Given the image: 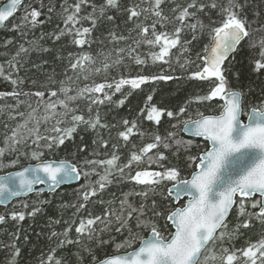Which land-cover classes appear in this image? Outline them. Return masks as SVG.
I'll return each mask as SVG.
<instances>
[{
  "label": "trees",
  "instance_id": "16d2710c",
  "mask_svg": "<svg viewBox=\"0 0 264 264\" xmlns=\"http://www.w3.org/2000/svg\"><path fill=\"white\" fill-rule=\"evenodd\" d=\"M4 1L0 0V5ZM77 2L78 0H27L18 10L15 18L0 32V66H3L4 69V75L0 76V92L16 91L21 93L18 97H0V109H2L0 111V149L4 150V155L0 157V160L5 164L15 159L20 161L16 168H5L0 171V174L36 162L31 159V152L42 150L45 153L43 159L71 161L79 166L82 175V180L78 185L63 187L54 194L36 193L28 198L16 200L8 207H0V215L5 217L4 221L0 223V264H13V262L14 264H56V260H60L61 264H93L95 263L93 256L98 262L117 254L115 244L123 241L129 233L127 228L122 229L121 232L116 231L120 225L115 217L110 218L111 224H106L107 230L96 232V238L91 241L86 236L82 237L81 244H65L60 247L59 243L64 239L63 235L53 237L52 233L61 234L66 228L71 227L68 238L76 240L78 234L75 232V227L78 226L81 219H86L89 215L103 217L106 209L109 208L119 212L120 201L125 199V194H128V203L133 207L139 209L141 205H144L143 219L156 221L161 231L167 235L164 218L156 217L153 214L154 211L166 212L168 210L166 202L160 195L162 189L157 187L155 191H152L143 185H137L127 178L128 169H125L123 178L114 175L112 183L108 184L96 197L90 198L86 208L78 211L79 205L84 203L81 196L84 190L82 186L90 182L95 184L99 180V176L104 174L103 167L86 164L85 161L110 158L114 151L111 145L116 144L115 151L120 156L119 162L125 164L132 151L151 142L152 135L159 134L162 137H167L169 132H176L178 138L184 141L192 140V148L185 151L184 146L178 148L174 141H170L172 143L170 149L161 147L159 151L164 152L168 157L163 162L165 166H178L182 169V176H188L192 169L187 167V157L198 155L208 146L203 140L186 137L179 128H173V125L177 123L176 119L169 118L165 114L161 118L160 124L156 125L146 119V112L141 115V109L155 105L166 111L178 113L181 107H186L187 111L181 119H187L189 116L195 118L197 111L203 112L205 115L215 114L219 103L217 100L202 103L195 101V97L206 95L209 92L210 82L191 78V73L202 69V61L197 59V56L203 55V48L209 43L211 28L217 26L222 20L220 8L227 4V0H216L217 8L206 7L204 11L197 12V18L203 22L205 28L203 31L197 29V39L195 40L192 39L193 32L185 28L181 33V45L184 44V41H191L186 45L188 51H183L182 47L178 45L177 48L172 49L169 63H153L149 53L156 49H150L143 43L139 46L134 43V40L139 39L138 30L135 29L136 21L128 20L127 9L137 4L141 7H148V0H118L119 8L107 7L106 0H87L81 5L79 15L84 17L93 13V5H95L97 9L95 15L98 17L96 27L93 28L89 37L91 43L80 48L72 42L75 37L71 34H65L56 39V36L64 29L65 13L62 6H67L69 11H72L70 6ZM189 2L191 0H164L161 8L164 15L172 20L176 15L172 9L177 4L186 6ZM238 2L244 6L240 15L242 18L248 19L250 35L240 44L233 57L224 64L223 69L229 87L245 93V108L247 109L250 106H259L264 103V70H255V61L261 59L259 55L260 41L264 39V0H238ZM198 3L209 5L212 0H198ZM102 6L105 7V12L103 16H100L99 8ZM29 7H35L42 13L38 18L39 23L34 27L31 24L24 25L22 21L25 9ZM49 8H52L51 12L48 10ZM257 13L259 15H256ZM108 16L113 19L108 20ZM189 22L195 21L190 20ZM146 23H151V20ZM14 25H21V27L14 29ZM76 27L92 28V24L90 20L81 19ZM157 28L160 30L159 25ZM167 30H172V24L167 25ZM112 33L117 37L123 36L125 39L113 40ZM21 46L27 51L21 52L17 56ZM129 47L134 49L131 54L128 52ZM118 49H125V51L118 53ZM82 53L91 55L94 63H87L83 70L73 71L70 64L75 62V59ZM118 56L119 63H117ZM136 56L146 62L137 64ZM13 57L16 58L14 61ZM10 62L15 64V68L11 66ZM106 63L109 65L108 68L104 67ZM9 75L11 79L18 81L16 85H13L10 79H5ZM142 75H167L172 79L149 81L138 89H131L130 86L125 85L119 92H116L114 88L105 89L111 96V100H104L102 104H92L91 115L94 117L99 112L102 123L109 125L108 128L93 130L80 125L70 139H65L63 145L54 146L51 151L44 147L48 143L47 140L39 141V147L33 143L37 135L35 131L37 128L38 134L42 137L57 135L51 131L56 125L57 119L63 120L60 127L71 126V113L67 117L58 116L48 120L43 118L47 114L44 103L49 99L48 91L58 90L62 81L65 87L71 89L68 95L75 96L86 85L114 83L122 77L135 78ZM38 91L46 93L44 101L35 95H23V93L34 94ZM96 95L99 96V94ZM149 95L152 96L150 102L147 101ZM50 99L52 101L65 99V95L58 93L57 97ZM100 99L103 97L100 96ZM121 100H124L122 105L119 104ZM69 103L70 107L77 109V114L88 117L89 98L80 97ZM33 109H37L35 119H30L29 113H32ZM59 111L63 112V109H59ZM19 113L24 115L21 116ZM125 119L136 120L140 131L145 133L143 138L139 135L131 136L126 146L125 142L117 136L118 131L124 130L122 121ZM25 123L27 124L26 128H18L19 125ZM13 129H18V138L21 140L16 145H13L10 140L6 142V137L11 136ZM101 139L109 142L107 149L99 145ZM94 141L97 143H93ZM81 149L84 150L81 151ZM155 151L153 150V152ZM146 167H148L147 162L139 166L133 165L130 170L131 174L134 175L135 171ZM151 168L160 170L156 164H152ZM84 172L91 174L85 178ZM142 192H147V197L139 195ZM257 199L259 198L256 197L253 200ZM253 200L245 201V214L240 215L239 199H237L236 208L227 222L228 230H235L237 225H242L245 221L249 222V227H240L232 240L226 238L223 242L225 247L244 248L249 243L264 238V223L255 216L248 215L257 213L259 210V207H251ZM153 201L156 202L155 209ZM25 205L27 206L25 207ZM34 209H39V211H36L35 215H30ZM13 212H23L25 219L23 221L13 219ZM57 221L59 222L57 223ZM103 223H107V221ZM103 223L98 222L95 227ZM101 227L104 229L106 226L102 225ZM129 227L134 233H139L143 237L147 236L149 232L147 229L136 228V213L129 221ZM99 240L109 242L99 244ZM214 247L219 253L220 242L217 241L212 249ZM88 248H91V252L87 250ZM16 249H19L18 256L14 255ZM124 250L127 249H121L120 252ZM49 255L53 256L51 262L48 260ZM208 264H219V261L209 260Z\"/></svg>",
  "mask_w": 264,
  "mask_h": 264
},
{
  "label": "snow or ice",
  "instance_id": "6c2138e0",
  "mask_svg": "<svg viewBox=\"0 0 264 264\" xmlns=\"http://www.w3.org/2000/svg\"><path fill=\"white\" fill-rule=\"evenodd\" d=\"M22 2L23 0H10L6 7L0 8V24L12 18L19 10ZM86 2L87 0H78L77 3L70 6L72 11H69V7L62 6L65 13L63 18L64 29L56 36V39L65 34H71L75 37L72 42L80 48L91 43L89 37L93 28L96 27L98 17L95 15L97 11L95 5H93V13L84 17L79 15L81 5ZM163 3L164 0H148V7H141L137 4L127 9L128 20H135V29L138 30L139 39L134 40V43L137 46L143 43L150 49H156L149 53L153 63H169L172 49L177 48L178 45L182 47L183 51H188L186 45L191 41H184V44L181 45V33L185 28L190 29L193 32L192 39H197V29L203 31L205 28L203 22L197 18V12L204 11L206 7L215 9L218 6L216 0H212L209 5L198 3V0H191L186 6L177 4L172 9L176 15L174 19L170 20L163 13L161 8ZM106 6L119 8L118 0H106ZM243 7L238 0H227V4L220 8V14L223 18L217 26L211 28L209 43L204 46L203 55L197 56V59L202 61V69L191 73V78L210 82L209 92L206 95L195 97V101L202 103L217 100L219 103L215 114L205 115L203 112L197 111L195 118L189 116L187 119H181L187 111L186 107H181L178 113L166 111L155 105L141 109V115L146 112L148 121L159 125L161 118L166 114L167 117L177 120L173 128H179L185 134L200 137L207 142L208 146L198 155L187 157V167L192 169L190 175L182 176V169L178 166H165L163 162L168 157L164 152L159 151L161 147L170 149L172 147L170 141H174L178 148L184 146L185 151L192 148L193 141H184L178 138L176 132H169L167 137H162L159 134L152 135L151 142L143 144L136 151H132L125 164L119 162L120 156L115 151L116 144L111 145L114 151L110 158L85 161L86 164L103 167L104 174L99 176V180L95 184L90 182L82 186L84 190L81 196L84 203L79 205L78 211L86 208L90 198L96 197L108 184H111L114 175L123 178L125 177V169H128L127 178L137 185H143L152 191H155L157 187L162 189L160 195L166 202L168 210L166 212L154 211L153 214L156 217L164 218L167 235L161 231L156 221L143 219L145 215L144 205H141L139 209L133 207L128 203V194H125V199L120 201L119 212L109 208L106 209L103 217L89 215L88 218L81 219L78 226L75 227V232L78 234L76 240L68 238L71 227L66 228L61 234L53 232V237L58 235L64 237L59 243L60 247L65 244H81V238L85 236L90 241L95 239V225L104 221L111 224L110 218L115 217L120 225L116 228V231L121 232L122 229L127 228L129 235L123 241L115 244V250L118 254L106 257L98 262L93 256L95 264H208L209 260L219 261V264H264V238L249 243L244 248L225 247L223 245L226 238L228 240L235 238L240 227H249V222L245 221L242 225H237L235 230H228L226 219L233 206L237 204L238 197L239 213L244 215L246 198L259 196V199L253 200L251 204L252 208L259 207V212L249 213L248 215L255 216L264 223V103L246 109L245 93L229 87L223 69L224 61L229 54L234 52L241 41L250 35L248 30L249 21L240 15ZM48 10L51 12L52 8ZM104 12L105 7H100V16H103ZM41 14V11L37 8L29 7L25 9L22 21L24 25L31 24L34 27L39 23L38 18ZM81 19L90 20L92 28H77L76 25L80 23ZM107 19L112 20L113 17L108 16ZM149 20H151V23H146ZM190 20L195 22L190 23ZM168 24H172L171 31L167 30ZM158 25L160 30L157 28ZM13 27L17 29L21 25H14ZM111 35L113 40L125 39L123 36L117 37L114 33ZM26 51L27 49L21 46L16 55L19 56L21 52ZM124 51L125 49L117 50L118 53ZM133 51L134 49L129 47V54ZM69 55L71 57L72 54ZM259 55L261 59L255 61L256 71L264 70V39L260 41ZM15 59L13 57V61ZM135 62L144 64L146 61L136 56ZM87 63H94L93 58L87 53H82L75 59V62L70 64V67L73 71L83 70ZM117 63H119V56ZM186 63L188 62L186 61ZM10 64L15 68L14 63L10 62ZM181 66L183 67V65ZM104 67L108 68L109 65L106 63ZM3 75L4 69L3 66H0V76ZM5 79H10L13 85L18 83L16 79H11L10 75L6 76ZM169 79H172V77L167 75L122 77L114 83L105 82L91 86L86 85L75 96L68 95L71 89L65 87L62 81L58 90L48 91L49 99L44 103L47 114L43 118L48 120L58 116L67 117L71 113V126L60 127L59 125L63 123V120L57 119L56 125L51 129L57 135L42 137L38 134L37 128L35 130L37 135L33 143L39 147V141L47 140L48 143L44 147L51 151L54 146L63 145L65 139H70L80 125L93 130L108 128L109 125L102 123L99 112L94 117L91 115L92 104H102L104 100H111V96L105 89L114 88L116 92H119L125 85L130 86L131 89H138L149 81ZM58 93H63L65 99L52 101L50 98L57 97ZM20 94L16 91L0 92V97H18ZM96 94H99V96ZM23 95H35L41 101H44L46 93L38 91L34 94L23 93ZM100 96L103 99H100ZM80 97L90 99L87 118L83 114H77V109L70 107L69 102ZM151 100L152 96L149 95L147 101L150 102ZM123 103L124 100L119 101V104L122 105ZM59 109H63V112H60ZM36 111L37 109H33L32 113H29L30 119H35ZM19 115L23 116L24 114L19 113ZM244 117H246V121L243 119ZM37 123L39 122L37 121ZM122 124L124 130L118 131L117 136L125 142V146L133 135L144 137L145 133L140 131L136 120L129 121L125 119ZM26 127V123L18 126V128ZM18 136V129H13L11 136L6 137V142L10 140L13 145L19 144L21 140ZM93 143L97 142L94 141ZM99 145L107 149L109 142L101 139ZM133 148H135V145H133ZM83 150L81 149V151ZM153 150L156 151L153 152ZM3 155L4 150L0 149V157ZM44 155L45 153L42 150L32 151L31 159L36 161L35 165H29L21 170L0 175V204H6L13 198L33 192L36 185H48L50 190H54L55 187L61 184L78 180L81 177V171L77 164L64 159H43ZM145 162H147L148 167L135 171L134 175L131 174L130 170L133 165L139 166ZM19 163V159L10 160L6 164L0 160V171L5 168H16ZM152 164H156L160 170H153L151 168ZM90 174L89 172L83 173L85 178ZM139 195L147 197L148 193L142 192ZM185 197L187 198L186 202L180 205V201ZM101 202L103 203V201ZM109 203L111 204V202ZM153 208H156L155 201H153ZM36 211H39V209H34L30 215H35ZM134 213H136V228L149 230L150 234L147 238L139 233H134L129 227V221L133 218ZM12 218L23 221L25 214L23 212H13ZM4 219L5 217L0 215V223ZM105 230H107V225L100 231ZM217 241L220 242L219 253L215 248L209 252L208 246L210 244L215 245ZM108 242L98 241L99 244ZM137 243L138 247L135 246ZM121 249L130 250L121 253ZM87 250L91 252V248ZM14 255H19V249H16ZM48 260L51 262L53 256L49 255ZM56 264H61L60 260H56Z\"/></svg>",
  "mask_w": 264,
  "mask_h": 264
},
{
  "label": "water",
  "instance_id": "95a60500",
  "mask_svg": "<svg viewBox=\"0 0 264 264\" xmlns=\"http://www.w3.org/2000/svg\"><path fill=\"white\" fill-rule=\"evenodd\" d=\"M27 0H23V2H22V4L19 6V8L26 2ZM9 2H10V0H7V1H5L1 6H0V8H3V7H6L8 4H9ZM18 12V11H17ZM17 12L14 14V16L12 17V18H10L8 21H6L5 23H3V24H0V32L7 26V24L11 21V20H13L14 18H15V16H16V14H17ZM245 40V39H244ZM244 40H242L241 41V43L244 41ZM240 43V44H241ZM240 44L237 46V48H236V50L234 51V52H232V53H230L229 54V56H228V58L224 61V64L227 62V61H229L232 57H233V55L236 53V51L238 50V48H239V46H240ZM224 66V65H223ZM244 119V118H243ZM245 121H246V118H245ZM183 133V135L184 136H186V137H189V138H195V139H201V140H203L202 138H200V137H193V136H191L190 134H185L184 132H182ZM204 141V140H203ZM206 142V141H205ZM29 165H35V163H33V164H29ZM29 165H26L25 167H27V166H29ZM24 168V167H23ZM22 169V168H21ZM21 169H18V170H21ZM14 171H17V170H14ZM10 172H12V171H10ZM5 174V173H4ZM4 174H1V175H4ZM81 182V177L78 179V180H71V181H69V182H67V183H64V184H61L60 186H57V187H55V189L54 190H50L49 189V187H48V185H36L35 186V190L33 191V192H31V193H28V194H26V195H23V196H21V197H18V198H13V199H11L8 203H6V204H0V207H8L10 204H12L14 201H16V200H19V199H25V198H28V197H30V196H32V195H34V194H44V193H47V194H53V193H55V192H57L58 190H60L61 188H63V187H70V186H74V185H77V184H79ZM256 196H254V197H252V198H246V200H250V199H253V198H255ZM257 197H259V196H257ZM239 198V197H238ZM185 199H187L186 197L185 198H183L182 200H185ZM235 208V205L233 206V208H232V210L229 212V215H228V217H227V219H226V221H228V219L231 217V214H232V211H233V209ZM259 212V211H258ZM169 224H170V222H169ZM150 234V233H149ZM148 234V235H149ZM148 237V236H147ZM147 237H145V238H147ZM113 256V255H112ZM110 257V256H109ZM103 260V259H102ZM95 264V263H94Z\"/></svg>",
  "mask_w": 264,
  "mask_h": 264
},
{
  "label": "rangeland",
  "instance_id": "374dc122",
  "mask_svg": "<svg viewBox=\"0 0 264 264\" xmlns=\"http://www.w3.org/2000/svg\"><path fill=\"white\" fill-rule=\"evenodd\" d=\"M106 224H107V223H103L102 225H103V226H106ZM102 225L96 227V232H99V231L102 229V227H101ZM127 250H128V249H127ZM124 251H125V250H124Z\"/></svg>",
  "mask_w": 264,
  "mask_h": 264
},
{
  "label": "flooded vegetation",
  "instance_id": "af4514ba",
  "mask_svg": "<svg viewBox=\"0 0 264 264\" xmlns=\"http://www.w3.org/2000/svg\"><path fill=\"white\" fill-rule=\"evenodd\" d=\"M183 204H184V202L183 203L180 202V205H183Z\"/></svg>",
  "mask_w": 264,
  "mask_h": 264
},
{
  "label": "bare ground",
  "instance_id": "6f19581e",
  "mask_svg": "<svg viewBox=\"0 0 264 264\" xmlns=\"http://www.w3.org/2000/svg\"><path fill=\"white\" fill-rule=\"evenodd\" d=\"M67 187V186H66Z\"/></svg>",
  "mask_w": 264,
  "mask_h": 264
}]
</instances>
